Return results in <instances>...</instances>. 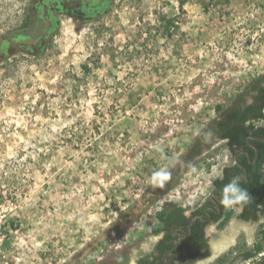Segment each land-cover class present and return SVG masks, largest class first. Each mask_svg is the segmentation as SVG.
Returning a JSON list of instances; mask_svg holds the SVG:
<instances>
[{
    "label": "rangeland",
    "instance_id": "1",
    "mask_svg": "<svg viewBox=\"0 0 264 264\" xmlns=\"http://www.w3.org/2000/svg\"><path fill=\"white\" fill-rule=\"evenodd\" d=\"M30 2L0 0V37ZM263 73L264 0H109L1 58L0 264H129L165 200L218 175L223 144L187 149ZM227 231L235 245L211 264L264 256V219Z\"/></svg>",
    "mask_w": 264,
    "mask_h": 264
},
{
    "label": "flooded vegetation",
    "instance_id": "2",
    "mask_svg": "<svg viewBox=\"0 0 264 264\" xmlns=\"http://www.w3.org/2000/svg\"><path fill=\"white\" fill-rule=\"evenodd\" d=\"M108 1L31 0L22 25L0 37V59L17 49L35 54L48 42L61 17L67 16L83 26L100 16ZM20 39H33V42L30 45L16 43ZM255 86L236 95L201 131V134H209V146L210 142L218 141L229 153L206 192L190 202L165 200L154 227L149 233L141 232L136 236L134 249L128 246L122 252L123 257L131 258L129 264L217 263L221 254L235 245L232 235L227 234L229 225L244 231L264 219V187L258 191L263 194L260 198L257 199L254 192L256 176L264 175V142L259 139L264 138V91L258 88L264 87V78ZM260 94H263L261 98ZM231 113L239 121L231 133L224 134L218 125ZM233 179L249 193L250 200L243 206L226 209L220 203L221 192ZM130 250L133 252H128Z\"/></svg>",
    "mask_w": 264,
    "mask_h": 264
},
{
    "label": "trees",
    "instance_id": "3",
    "mask_svg": "<svg viewBox=\"0 0 264 264\" xmlns=\"http://www.w3.org/2000/svg\"><path fill=\"white\" fill-rule=\"evenodd\" d=\"M264 78V73L261 74L260 76H258L257 78H255L248 86V88H252V87H256L255 85L257 84V82ZM247 88V89H248ZM258 88L261 90V91H264V87H259ZM263 96V94H260V98ZM258 96H256V98H259ZM238 118H235L233 116V113H231V115H227L224 119H222L220 122H219V130L224 133V134H229L231 133V131H233V129L235 128V124L237 123ZM209 136V134L206 132L204 134H198L194 140H192V142L190 143L188 149H187V154H189V156H192V155H196V154H199L201 152V147L203 146H209V143L207 142V137ZM258 174V173H256ZM179 176V174H174L172 176L171 179H167L165 183V188L173 185L175 183V180L176 178ZM261 187H264V175H257L256 178H255V184H254V192H255V197L258 199L260 198L263 194L262 192L261 193H258L259 189ZM257 205V203H255V206ZM256 209V207L254 208V210ZM263 238H264V235H263ZM261 248V245L260 244H257L256 245V250H259ZM252 254H249V256H251ZM250 264H264V256L262 258H260L259 260L257 261H253L252 263Z\"/></svg>",
    "mask_w": 264,
    "mask_h": 264
},
{
    "label": "clouds",
    "instance_id": "4",
    "mask_svg": "<svg viewBox=\"0 0 264 264\" xmlns=\"http://www.w3.org/2000/svg\"><path fill=\"white\" fill-rule=\"evenodd\" d=\"M220 178H222V171ZM249 200V193L240 187L239 181L237 179H233L230 183L223 186L220 203L226 209L233 208L236 205L243 206L247 204Z\"/></svg>",
    "mask_w": 264,
    "mask_h": 264
},
{
    "label": "water",
    "instance_id": "5",
    "mask_svg": "<svg viewBox=\"0 0 264 264\" xmlns=\"http://www.w3.org/2000/svg\"><path fill=\"white\" fill-rule=\"evenodd\" d=\"M32 42H33V39H20L16 41V43L18 44H26V45H30ZM259 139L264 142V138H259Z\"/></svg>",
    "mask_w": 264,
    "mask_h": 264
}]
</instances>
